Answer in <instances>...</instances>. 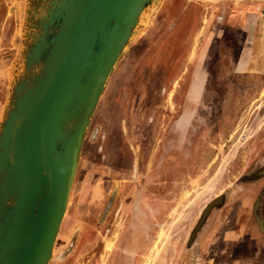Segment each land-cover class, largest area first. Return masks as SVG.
Segmentation results:
<instances>
[{"label": "rangeland", "instance_id": "obj_1", "mask_svg": "<svg viewBox=\"0 0 264 264\" xmlns=\"http://www.w3.org/2000/svg\"><path fill=\"white\" fill-rule=\"evenodd\" d=\"M26 3L0 0V119ZM153 6L93 113L48 264H264V0Z\"/></svg>", "mask_w": 264, "mask_h": 264}, {"label": "water", "instance_id": "obj_2", "mask_svg": "<svg viewBox=\"0 0 264 264\" xmlns=\"http://www.w3.org/2000/svg\"><path fill=\"white\" fill-rule=\"evenodd\" d=\"M153 2L27 0L0 119V264H48L93 113Z\"/></svg>", "mask_w": 264, "mask_h": 264}, {"label": "crops", "instance_id": "obj_3", "mask_svg": "<svg viewBox=\"0 0 264 264\" xmlns=\"http://www.w3.org/2000/svg\"><path fill=\"white\" fill-rule=\"evenodd\" d=\"M251 15H249V17L248 16H246V18H243V20H242V22H240L238 25L240 26V27H242V28H245V27H249V26H254V27H256L259 23H257L258 22V19H259V16H258V14H257V16H255L256 18L255 19H253V17H250ZM254 20V24L252 23V21ZM261 26V25H260ZM255 38V36L253 37V39ZM263 54V53H262ZM262 54L261 55H259V56H261L262 57Z\"/></svg>", "mask_w": 264, "mask_h": 264}, {"label": "flooded vegetation", "instance_id": "obj_4", "mask_svg": "<svg viewBox=\"0 0 264 264\" xmlns=\"http://www.w3.org/2000/svg\"><path fill=\"white\" fill-rule=\"evenodd\" d=\"M257 177V179H259V178H261L262 176H264V167L262 168V170L256 175ZM255 178V179H256ZM254 179V180H255ZM222 198V197H221ZM221 198H220V200H219V202L221 201ZM256 206H257V204H256Z\"/></svg>", "mask_w": 264, "mask_h": 264}, {"label": "bare ground", "instance_id": "obj_5", "mask_svg": "<svg viewBox=\"0 0 264 264\" xmlns=\"http://www.w3.org/2000/svg\"><path fill=\"white\" fill-rule=\"evenodd\" d=\"M157 0H155V2H156ZM155 2H153V4H155Z\"/></svg>", "mask_w": 264, "mask_h": 264}, {"label": "trees", "instance_id": "obj_6", "mask_svg": "<svg viewBox=\"0 0 264 264\" xmlns=\"http://www.w3.org/2000/svg\"><path fill=\"white\" fill-rule=\"evenodd\" d=\"M219 198H221V196Z\"/></svg>", "mask_w": 264, "mask_h": 264}]
</instances>
